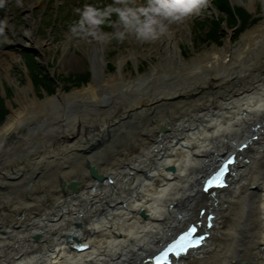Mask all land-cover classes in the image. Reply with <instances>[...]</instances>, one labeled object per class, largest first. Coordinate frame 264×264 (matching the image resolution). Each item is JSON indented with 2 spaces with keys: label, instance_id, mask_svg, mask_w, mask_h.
Segmentation results:
<instances>
[{
  "label": "bare ground",
  "instance_id": "bare-ground-1",
  "mask_svg": "<svg viewBox=\"0 0 264 264\" xmlns=\"http://www.w3.org/2000/svg\"><path fill=\"white\" fill-rule=\"evenodd\" d=\"M93 15L92 40L63 49L90 60L87 84H59L41 98L30 79L20 87L5 74L15 105L0 123V264H152L193 222L209 236L172 264H264V12L237 45L227 29L223 44L199 50L193 42L188 56L197 11L179 19L152 12L168 32L125 42L113 72ZM9 28L10 44H37L32 30ZM232 153L228 185L203 191Z\"/></svg>",
  "mask_w": 264,
  "mask_h": 264
},
{
  "label": "rangeland",
  "instance_id": "rangeland-1",
  "mask_svg": "<svg viewBox=\"0 0 264 264\" xmlns=\"http://www.w3.org/2000/svg\"><path fill=\"white\" fill-rule=\"evenodd\" d=\"M141 1L20 0V3H17V0H5L0 7V22L1 15L8 13L10 6L12 13L3 24V31L0 32V67H8L0 69L2 76L0 90L2 86L5 88V94L0 93V123L9 113L10 105L12 103L15 105L13 101L15 89L5 78L6 72L20 87L27 85L30 79L41 98L45 94H53L59 84H64L66 90H70L92 80L90 60L84 59L82 51L76 50L73 46L69 47L68 52L63 53L67 43L75 45L89 39L86 38V34L92 30V24L89 17L84 16L89 9L95 12L93 19L96 23L98 21L97 29L108 42L110 49L107 54L108 70L115 71L116 57L120 51L126 49L125 42H131L129 41L131 38L139 40L135 33L136 29L150 20L153 0ZM263 2L264 0H257V7L252 11L241 0H207L208 5L197 8V15L190 23L192 32L188 31V40L183 44L185 54L188 56L193 52L191 46L193 42L199 50L215 43L223 44L227 29H234V42L237 45L241 33L263 18ZM27 3L33 6L30 11L25 12L21 7ZM10 26L12 30L21 29L22 32L32 30L38 39L37 44L31 43V46H26L25 38L18 44L15 41L16 37L10 44L8 42V35H11ZM120 33L124 34L123 39L119 37ZM46 42L47 44H44ZM141 49L138 48V51ZM15 55H18L19 59L13 60L12 56ZM139 65L140 71H144L149 62L141 61ZM128 69L137 75L138 71L132 60L128 62Z\"/></svg>",
  "mask_w": 264,
  "mask_h": 264
},
{
  "label": "clouds",
  "instance_id": "clouds-1",
  "mask_svg": "<svg viewBox=\"0 0 264 264\" xmlns=\"http://www.w3.org/2000/svg\"><path fill=\"white\" fill-rule=\"evenodd\" d=\"M4 2L5 0H0V7L3 6ZM17 3H20V0H17ZM205 3L206 0H153L154 6L151 8V11L154 13H162L164 16L172 17L173 19H179L181 16L193 12L198 6ZM176 13H179V15H175ZM91 15V9L84 13L85 17H91ZM73 30L75 31V29ZM2 31L3 23L0 22V32ZM167 32V25L156 20H149L148 23L136 29L137 37L145 41H155ZM119 37L123 39L124 34L120 33Z\"/></svg>",
  "mask_w": 264,
  "mask_h": 264
},
{
  "label": "snow or ice",
  "instance_id": "snow-or-ice-1",
  "mask_svg": "<svg viewBox=\"0 0 264 264\" xmlns=\"http://www.w3.org/2000/svg\"><path fill=\"white\" fill-rule=\"evenodd\" d=\"M234 161L229 160L227 163L224 164V166L217 172L216 175H214L211 179L207 181V184L209 186H212L213 184H219L222 176L224 175L226 169L228 168V165L233 163ZM223 186V185H219ZM197 228L195 225L190 227L186 232H184L182 235L179 236L178 239H176L172 244H170L166 250L162 251L159 256H157L155 259L159 261H167V264H171V261L168 259L169 254L173 255H180L182 253H186L189 249V247H196L199 246L203 240V236H196Z\"/></svg>",
  "mask_w": 264,
  "mask_h": 264
},
{
  "label": "water",
  "instance_id": "water-1",
  "mask_svg": "<svg viewBox=\"0 0 264 264\" xmlns=\"http://www.w3.org/2000/svg\"><path fill=\"white\" fill-rule=\"evenodd\" d=\"M227 162H228V161H226V163H227ZM90 169H91V174H92L94 177H96V178H99V177H100L99 174L97 173V171H96V169H95L94 166H90ZM63 185L65 186V185H68V184H63ZM68 186H70V187H72L73 189H75V183H74V182L70 183V185H68ZM217 187L220 188L219 185H212V188H211L210 190H212V189H214V190H218ZM214 192H215V191H214Z\"/></svg>",
  "mask_w": 264,
  "mask_h": 264
}]
</instances>
